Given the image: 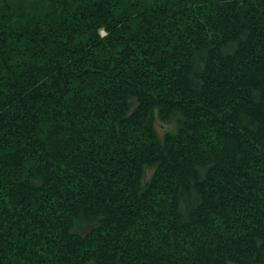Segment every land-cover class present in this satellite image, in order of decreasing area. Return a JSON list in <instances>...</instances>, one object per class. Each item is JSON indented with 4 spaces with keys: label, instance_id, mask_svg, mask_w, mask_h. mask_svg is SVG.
I'll list each match as a JSON object with an SVG mask.
<instances>
[{
    "label": "trees",
    "instance_id": "16d2710c",
    "mask_svg": "<svg viewBox=\"0 0 264 264\" xmlns=\"http://www.w3.org/2000/svg\"><path fill=\"white\" fill-rule=\"evenodd\" d=\"M0 264H264V0H0Z\"/></svg>",
    "mask_w": 264,
    "mask_h": 264
}]
</instances>
